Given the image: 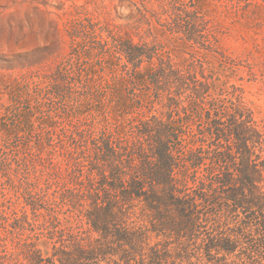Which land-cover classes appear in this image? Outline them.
Wrapping results in <instances>:
<instances>
[{
    "label": "rangeland",
    "instance_id": "rangeland-1",
    "mask_svg": "<svg viewBox=\"0 0 264 264\" xmlns=\"http://www.w3.org/2000/svg\"><path fill=\"white\" fill-rule=\"evenodd\" d=\"M109 32L127 33L142 47L149 57L139 68L155 72L157 84L147 72L132 79L134 68L119 58ZM60 71L64 95L52 87ZM121 98L133 105L130 115H171L177 124L169 146L187 166L186 192L194 195L202 183L217 206L232 210L221 228L213 227L216 215L200 222L188 241L190 264H244L251 239L262 237L249 211L225 201L216 182L224 164L215 156L231 153L236 178L239 141L230 130L241 127L251 159L264 162V0H0V264H24L25 246L48 256V237L94 236L81 212L86 200L64 194L83 192L86 171L104 167L91 157L99 138L115 149L133 138L130 116L120 121ZM197 208L201 217L212 210ZM234 234L233 253L200 258L202 240ZM118 263L137 264L111 256L90 264Z\"/></svg>",
    "mask_w": 264,
    "mask_h": 264
},
{
    "label": "trees",
    "instance_id": "trees-1",
    "mask_svg": "<svg viewBox=\"0 0 264 264\" xmlns=\"http://www.w3.org/2000/svg\"><path fill=\"white\" fill-rule=\"evenodd\" d=\"M75 32L77 28L73 29ZM108 37L116 43L117 53L124 64L134 68V81L142 79L147 72L145 76L149 81L158 83L159 76L155 72L148 73L146 68H139L144 55L149 56L132 41L129 34L110 35L109 32ZM52 79L54 94L64 95L62 83L65 78L61 71ZM92 95L97 98L101 94ZM118 104L125 112L120 116V121L129 115L135 123L133 138L118 146V149L110 146L104 138H99L91 150V157L98 164L104 161V167L86 171L83 192L70 189L64 194L76 201L86 200L87 206L81 212L87 230L94 236L84 238L70 232L67 237H73L71 243H65L66 239L48 237L45 244L51 250L46 257L41 251L25 246L22 252L24 264H90L107 256L123 263L133 260L137 264H168L173 258L179 264H190L188 241L196 239L200 222L216 215L218 221L214 222V229L226 224V215L232 210L223 211L217 206L218 203L211 200L204 190V184L201 183V190L194 195L186 192L187 166L184 162L176 161L169 146V139L176 136L173 133L177 124L169 121L171 115L164 113L148 120L130 115L129 110L133 105L128 106L124 98ZM172 105L173 102L167 107L171 108ZM55 120L46 121L45 126L51 128ZM27 123L28 119L24 118V124ZM245 131L246 128L241 127L230 130L239 141L236 147V178L232 177L228 167V163L233 161L231 153H220L215 160L223 163L224 169L216 182L224 192L225 201L245 208L253 215L250 221L255 222L254 232L262 237L260 240L251 239L244 264H264V162L259 164L251 159L249 137ZM216 135L220 137L217 132ZM78 136L81 135L78 133ZM188 161L194 165L200 158L191 153ZM79 177L72 176L70 183L77 184ZM224 187H228V190L225 191ZM198 202L212 207L206 212L208 215H199ZM234 235V238L207 237L202 240L198 249L200 258L210 261L212 251L216 250L233 253L238 241L237 234ZM173 243L176 244L173 246Z\"/></svg>",
    "mask_w": 264,
    "mask_h": 264
}]
</instances>
